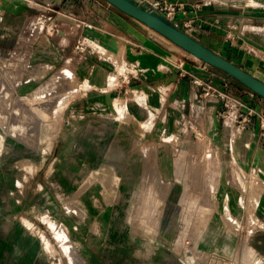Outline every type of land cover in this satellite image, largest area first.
Returning <instances> with one entry per match:
<instances>
[{"label":"rangeland","instance_id":"374dc122","mask_svg":"<svg viewBox=\"0 0 264 264\" xmlns=\"http://www.w3.org/2000/svg\"><path fill=\"white\" fill-rule=\"evenodd\" d=\"M206 2L234 8V20L243 14L242 35L264 52V0ZM42 37L28 52L0 44V264H186V257L208 264L211 253L237 254L243 264L264 259L256 188L237 159L229 173L208 169L216 144L203 129H188L164 155L157 144L144 145L132 186L124 183L126 172L121 186L119 171L94 176L76 165L82 155L74 157V169L59 170L54 153L79 124L57 121L66 120L67 99L87 83L74 68L53 69L36 56ZM116 48L120 53L118 42ZM220 178L237 185L215 186ZM231 194L240 201H229Z\"/></svg>","mask_w":264,"mask_h":264},{"label":"crops","instance_id":"0c3cea01","mask_svg":"<svg viewBox=\"0 0 264 264\" xmlns=\"http://www.w3.org/2000/svg\"><path fill=\"white\" fill-rule=\"evenodd\" d=\"M179 1L185 4L186 16L201 23V27L186 31L188 34L264 81V52H258L255 39L242 35L246 31L243 14L234 20V8L206 0ZM195 1L200 2L197 8ZM38 20H43L44 29L37 27ZM136 22L141 24L98 0H0L1 46L28 52L33 49V40L37 42L44 36L35 45L36 56L53 69L64 65L74 68L79 81L87 83L67 99L70 110L66 120L57 121L79 124L73 127L76 131L68 137L66 146H58L54 153L58 169H74V157L82 155L81 163L76 165L96 171L94 176L105 172L103 175L110 177L112 170L119 171L121 186L126 172L124 183L132 186L138 180L135 172L144 145L148 148L157 144L164 155L171 150L168 144L188 129H203L216 144L211 149L213 163L208 169L229 173L237 159L256 188L253 208L262 226L258 250L264 256V132L258 118V114L264 116V98L234 84L227 75ZM86 23L92 28L85 27ZM231 27L235 30L228 31ZM79 40L93 52L78 56L73 48ZM94 42L102 44L109 57ZM115 42L121 46L120 53ZM118 60L123 62L122 68ZM119 70L128 73L125 91L118 89L115 72ZM206 82L233 92L254 111L244 130H237L233 120L221 123L223 101L217 96H203L202 84ZM67 176L71 177H62ZM214 185L232 188L237 184L220 178ZM249 197L247 194L248 202ZM239 199V194L228 196L231 202Z\"/></svg>","mask_w":264,"mask_h":264},{"label":"water","instance_id":"95a60500","mask_svg":"<svg viewBox=\"0 0 264 264\" xmlns=\"http://www.w3.org/2000/svg\"><path fill=\"white\" fill-rule=\"evenodd\" d=\"M122 13L144 24L162 35L182 50L203 63L220 69L228 77H233L251 92L264 98V81L249 74L239 66L204 46L187 32L173 25L146 0H104Z\"/></svg>","mask_w":264,"mask_h":264},{"label":"built area","instance_id":"2783aa9c","mask_svg":"<svg viewBox=\"0 0 264 264\" xmlns=\"http://www.w3.org/2000/svg\"><path fill=\"white\" fill-rule=\"evenodd\" d=\"M102 1V0H98ZM148 4L156 9L161 15L169 20L173 25L180 28L183 31H187L185 28H191L194 26L201 27L200 22H195L194 18L186 16L185 4L179 0H146ZM200 3L194 4V7H199ZM181 16H180V15ZM87 28H92L91 24H84ZM52 28V24H51ZM74 51L78 56H82L86 52H93V49L83 40H79L74 45ZM118 78V89L126 90L125 84L129 83L128 73L125 70H119L115 72ZM194 83H199L197 79H193ZM203 96H217L223 101V111L221 113L222 118H232L237 130H244L251 122L254 111L251 108L245 106L240 99L231 96L227 91L220 90L212 84L206 82L202 84ZM259 127L264 132V116L259 115ZM208 264H243L237 254H209ZM256 264H264V259L259 258Z\"/></svg>","mask_w":264,"mask_h":264},{"label":"trees","instance_id":"16d2710c","mask_svg":"<svg viewBox=\"0 0 264 264\" xmlns=\"http://www.w3.org/2000/svg\"><path fill=\"white\" fill-rule=\"evenodd\" d=\"M216 70H218L219 72H221V73H223L224 75H226V73L224 72V71H222V70H220V69H217V68H215ZM231 80H232V82L234 83V84H236V85H238V86H240V87H244V88H246V89H248L247 87H245L242 83H240L239 81H237L235 78H233V77H229ZM249 90V89H248Z\"/></svg>","mask_w":264,"mask_h":264},{"label":"bare ground","instance_id":"6f19581e","mask_svg":"<svg viewBox=\"0 0 264 264\" xmlns=\"http://www.w3.org/2000/svg\"><path fill=\"white\" fill-rule=\"evenodd\" d=\"M61 80H62V79H61ZM107 184H108V183H107ZM108 185H109V184H108ZM185 259H186V260H185L186 264H195V263H194V260H191V259L188 260V257H186Z\"/></svg>","mask_w":264,"mask_h":264}]
</instances>
